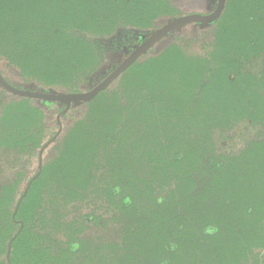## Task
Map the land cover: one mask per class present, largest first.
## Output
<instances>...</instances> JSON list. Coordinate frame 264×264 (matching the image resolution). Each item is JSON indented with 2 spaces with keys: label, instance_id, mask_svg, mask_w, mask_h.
I'll return each mask as SVG.
<instances>
[{
  "label": "trees",
  "instance_id": "1",
  "mask_svg": "<svg viewBox=\"0 0 264 264\" xmlns=\"http://www.w3.org/2000/svg\"><path fill=\"white\" fill-rule=\"evenodd\" d=\"M176 1L0 0V72L89 90L151 31L216 4ZM64 108L0 87V264H264V0H227Z\"/></svg>",
  "mask_w": 264,
  "mask_h": 264
},
{
  "label": "water",
  "instance_id": "2",
  "mask_svg": "<svg viewBox=\"0 0 264 264\" xmlns=\"http://www.w3.org/2000/svg\"><path fill=\"white\" fill-rule=\"evenodd\" d=\"M227 0H218L215 9L208 14L191 13L182 16L175 17L161 27L151 31V33L144 37V39L129 52L127 56L119 61V63L110 71L101 81L96 83L93 87L86 91L71 92V93H61V92H43L30 89H20L9 83L0 72V87H2L7 92L19 96L28 97L44 101H53L65 105V108L61 113L67 112L71 105L80 106L83 102L90 101L95 97L100 91L106 89L113 81H115L132 63H134L140 56L147 53V51L153 47L156 43L162 39L168 37L173 32L181 29L192 23H199L200 27L204 28L209 25V23L215 21L219 18L222 11L224 10L225 3ZM57 115L58 129L40 148L37 161V171L36 173L27 181L22 194L19 196L15 209L13 211V216L16 214L18 206L27 194V191L32 183V181L37 178L41 171L42 166V155L44 149L49 146L53 141L59 136L62 130V125L60 122V114ZM22 227V224H21ZM11 237L8 242L7 249V259L9 258V251L11 248V241L19 234L20 229ZM264 251L262 252V254Z\"/></svg>",
  "mask_w": 264,
  "mask_h": 264
},
{
  "label": "rangeland",
  "instance_id": "3",
  "mask_svg": "<svg viewBox=\"0 0 264 264\" xmlns=\"http://www.w3.org/2000/svg\"><path fill=\"white\" fill-rule=\"evenodd\" d=\"M180 0H177L176 2H174V3H180L179 2ZM197 2H195V0H191L190 1V3H193L191 6H197L198 4H199V2H198V0H196ZM188 2V1H187ZM184 5H186L184 2H182V3H180V6L177 4V6H179L181 9H187V7L186 6H184ZM192 25V24H191ZM194 27V26H193ZM192 27V28H193ZM120 52H121V50H118V51H116V52H113L111 55H110V58H111V61H117V60H119V58H120ZM15 80H17V81H19V79H16V78H14ZM60 122H61V125H62V128L64 127V125H66L67 123H69L70 122V118H68V117H64L63 118V122H62V120H60ZM48 148L50 147V145L49 146H47ZM46 147V148H47ZM45 148V149H46ZM47 148V149H48ZM45 149H44V151H45ZM39 151H40V149H39ZM39 151H38V154H39ZM43 151V152H44ZM47 151V150H46ZM37 161H38V155H34V156H32L30 159H29V161L27 162V164L26 165H28L26 168L28 169V175L29 174H31V173H33L34 172V170L37 168ZM13 174H14V170L13 169H9V170H7L6 172H5V176H7V177H12L13 176ZM23 184H24V180H23V182L21 183V185H20V187H22L23 186ZM104 232V234L103 235H105L104 237H106V231H103Z\"/></svg>",
  "mask_w": 264,
  "mask_h": 264
},
{
  "label": "flooded vegetation",
  "instance_id": "4",
  "mask_svg": "<svg viewBox=\"0 0 264 264\" xmlns=\"http://www.w3.org/2000/svg\"><path fill=\"white\" fill-rule=\"evenodd\" d=\"M217 2H218V0H216L215 7L217 6ZM225 4H226V3H225ZM215 7H214V9H215ZM214 9H213V10H214ZM213 10H212V11H213ZM212 11H211V12H212ZM211 12H209V13H211ZM193 13H199V12H193ZM187 14H191V13H187ZM200 14H208V13H200ZM184 15H186V14H184ZM180 16H182V15H180ZM176 17H178V16H176ZM174 18H175V17H174ZM172 19H173V18H172ZM192 24H196V23H192ZM189 25H190V24H189ZM209 25H210V23H209ZM199 26H200V24H199ZM57 129H58V128H57ZM51 137H52V136H51Z\"/></svg>",
  "mask_w": 264,
  "mask_h": 264
}]
</instances>
